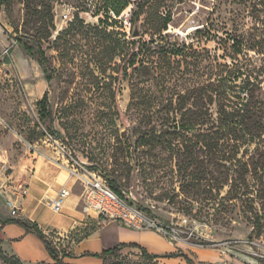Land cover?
I'll return each mask as SVG.
<instances>
[{"label": "rangeland", "instance_id": "obj_1", "mask_svg": "<svg viewBox=\"0 0 264 264\" xmlns=\"http://www.w3.org/2000/svg\"><path fill=\"white\" fill-rule=\"evenodd\" d=\"M50 1L54 27L43 40L35 37L47 27L23 0L0 2V183L4 164L24 184L36 156L52 161L56 180L77 161L174 226L175 237L160 234L174 243L171 252L193 264H264V0H165L160 10L171 11L172 21L153 49L176 52L169 56L177 65L162 51L135 71L132 14L145 0H130L105 24L103 13L95 15L101 0ZM20 42L41 44L50 81ZM81 195L76 181L68 199L78 211ZM40 213L54 218L44 232L59 262L31 238L6 248L0 241L5 256L20 264H189L182 256L146 260L127 246L113 257L81 259L76 246L106 225L63 210L53 216L47 207ZM14 217L22 216H1L0 224ZM0 264L16 263L0 254Z\"/></svg>", "mask_w": 264, "mask_h": 264}, {"label": "trees", "instance_id": "obj_2", "mask_svg": "<svg viewBox=\"0 0 264 264\" xmlns=\"http://www.w3.org/2000/svg\"><path fill=\"white\" fill-rule=\"evenodd\" d=\"M7 2L8 0H0V2ZM150 0H145L144 2H139L136 4V9L133 10L132 14V20L135 22V26L133 29V32L136 28L139 30V35L134 36L133 39L129 42L130 46V59H129V66L132 67L135 70L138 69V64L140 66H145V63H148L150 61L151 55L153 53L159 54V56L162 54L161 52H165L167 55V60L169 61L171 67L175 69L177 63L176 61L172 60V58L169 56V53L171 55L176 54V52H170V50H166L163 48L162 50L158 49L157 51H154L153 49V43L160 44L159 41L163 38V33L168 29L169 24L172 21V13L171 11L167 12H161V5H163L165 0H158V4H149ZM25 7L29 9L32 13H35L37 17L41 20V24H45L46 28V34H42L40 36L35 37L37 40H43L45 38H49L52 33L51 29L54 27V14H53V5L50 0H39L37 3L34 2V0H23ZM38 5L40 8H38ZM131 5L130 0H101V5L99 8H97L95 15L100 16L102 13L105 15L104 18H100V24H105L112 15H115L119 17L122 12L128 8ZM145 15V20L143 25V33H140V29L138 27V21L140 20V17L142 15ZM76 18H79L77 16ZM72 25V24H70ZM149 35L151 40H147L144 38L145 36ZM21 39V38H20ZM21 46L23 47V50L29 54L34 55L36 54L38 57V62L40 63L46 79L50 81L52 79L51 68L48 63V58L45 54V51L43 50L41 44H36L35 46H30L28 44H25L23 42H20ZM179 55V54H178ZM160 58V57H158ZM9 61V59H8ZM153 64V60H151ZM181 64V63H178ZM159 67V64L152 65ZM172 68V69H173ZM48 101V94L46 93L41 100L38 101V106L40 107L41 111L46 109V103ZM43 118V116H42ZM176 131V130H174ZM156 137L161 141V134H157ZM163 142V141H162ZM109 181V180H108ZM110 185L115 189L118 193L122 195L118 187H115L110 181ZM141 208V207H140ZM257 222L259 223V218L257 219ZM4 223H15L19 224L22 227H24L28 232H32L36 234L44 243L45 248L50 255V257L55 260L56 262H59L61 259L56 247L50 242L48 236L45 234L44 230L36 223H32L28 220L23 219H13V220H7ZM135 247L140 249L141 255L146 260H158L161 258H174V257H184L187 259L189 264H193V261L189 258L187 254H179L176 252L171 253H165V254H153L148 251V249L144 246H141L140 244L136 243H121L118 244L112 248H108L103 250L100 253H93V252H85L81 256H93L98 258H107V257H113L117 254L119 249L121 247ZM0 254L4 256V260H6L8 263H16L20 264L18 260H14L13 257H7L5 256V253L3 252V249L0 246ZM66 256H71V254H67Z\"/></svg>", "mask_w": 264, "mask_h": 264}, {"label": "crops", "instance_id": "obj_3", "mask_svg": "<svg viewBox=\"0 0 264 264\" xmlns=\"http://www.w3.org/2000/svg\"><path fill=\"white\" fill-rule=\"evenodd\" d=\"M50 162L52 161L49 159L46 161L43 157L36 156V159H34L31 166L33 167V173L27 178V180H25L24 183L27 188V194L24 199L20 200V206L22 209L20 215H14L12 209L6 204L5 200L0 197V218L1 216H22L21 218L14 217V219H23L24 217L28 218V221L38 224L44 231L52 225L54 218H45L43 214L40 213L41 208L47 207L49 211L53 213V216H58L50 204L51 200L57 197L58 192L63 187H67L70 191H72L76 181L70 177V174L61 179H54L53 176L55 170L53 164ZM13 177L14 173H8L4 179L8 178V181L15 182ZM81 197L83 201V192ZM62 210L64 211V214L61 216H95L86 214L84 211H78L75 208V201L70 199L66 200ZM7 220H11V218ZM7 220L3 219L0 224V231L2 235L0 237V241L4 248H6V244L9 243L10 240H13L12 242H14V244H18L25 238H31L34 243L40 246L41 250L48 253L44 243L36 234L28 232L19 224L4 223ZM75 226V224L71 225L70 228L73 229ZM103 227L95 230L89 239L80 242L73 252L76 255H82L85 252L100 253L105 249L112 248L121 243L140 244L141 246L146 247L148 251L153 254H165L175 249L173 242L165 239L162 235L154 231L134 230L116 222H111ZM108 228L110 229L104 233L103 231ZM11 230L16 233H10L9 231ZM63 230L68 231L66 227H64ZM87 243H94L96 245V249L91 250L84 248L83 245ZM83 257L85 256H82L81 259Z\"/></svg>", "mask_w": 264, "mask_h": 264}, {"label": "built area", "instance_id": "obj_4", "mask_svg": "<svg viewBox=\"0 0 264 264\" xmlns=\"http://www.w3.org/2000/svg\"><path fill=\"white\" fill-rule=\"evenodd\" d=\"M62 16L66 21H69L71 19L70 10H66ZM3 169L2 174H5L4 177H6L8 168L5 164ZM68 171L70 177L82 185L83 211L89 215H95L99 224L107 225L111 222H119L135 230H150L168 237H175L174 226L152 218L143 209L130 203L113 189L108 179L99 170L90 169L84 164L73 161L68 167ZM4 177L0 183V197L5 200L15 214L20 215L22 209L19 201L26 196L27 188L24 184H15ZM70 193L69 188L63 187L57 197L51 200L50 204L54 212L62 211ZM183 222L187 223L188 218H185Z\"/></svg>", "mask_w": 264, "mask_h": 264}, {"label": "water", "instance_id": "obj_5", "mask_svg": "<svg viewBox=\"0 0 264 264\" xmlns=\"http://www.w3.org/2000/svg\"><path fill=\"white\" fill-rule=\"evenodd\" d=\"M133 34H134V36L139 35V30H138V28L135 29V31H134Z\"/></svg>", "mask_w": 264, "mask_h": 264}]
</instances>
